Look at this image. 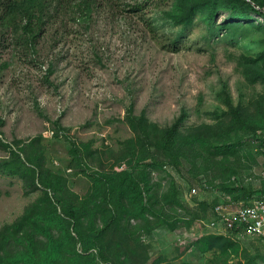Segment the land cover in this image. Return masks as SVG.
<instances>
[{"label": "rangeland", "instance_id": "374dc122", "mask_svg": "<svg viewBox=\"0 0 264 264\" xmlns=\"http://www.w3.org/2000/svg\"><path fill=\"white\" fill-rule=\"evenodd\" d=\"M54 1L37 41L20 26L0 35V161L30 155L65 185L56 254L37 249V264H264L263 237L213 227L217 202L262 182L264 16L214 0L177 22L181 0H92L82 19L75 0ZM138 119L154 129L148 142ZM175 124L193 140L172 154L156 142ZM124 171L138 196L110 204L92 177ZM38 202L48 206L31 173L0 172V233Z\"/></svg>", "mask_w": 264, "mask_h": 264}, {"label": "trees", "instance_id": "16d2710c", "mask_svg": "<svg viewBox=\"0 0 264 264\" xmlns=\"http://www.w3.org/2000/svg\"><path fill=\"white\" fill-rule=\"evenodd\" d=\"M213 1L214 0H181L180 8L182 12L178 15L168 14L175 18L177 22H188L191 20L196 9L203 6H212ZM217 1L221 2L228 8L236 7V9L238 7L237 3L242 2L249 8L254 9L264 16V10L261 9L264 7V0ZM91 3L93 4L92 0H75L70 4V6H73L70 10L74 16H81L82 19L83 16H88L90 19V12L93 11L92 6L95 5H92ZM54 4V0H0V35L4 29L10 27V25L14 26L15 30L20 26L23 31L25 30L30 35L33 41H37V38L40 36H38L37 31L41 29L40 26L46 25L47 21L50 20L49 6ZM61 5H63L62 2H60V6ZM62 9L58 10L55 15L66 12ZM237 14L243 17H248L249 15L247 11H239ZM56 23L57 21H54V25ZM135 121L139 126L137 138H141L144 142H148L151 138V132H153L154 129L151 125H147L139 119ZM158 134L159 140L158 143L156 142V145L170 150L172 154L178 138L185 136V139L193 140V133L187 136L180 135L176 124L166 130H162ZM14 153L16 155L0 161V172L4 174L31 173L33 181L36 179L40 185L44 186L46 203H48V206L42 207L39 202L35 203L32 207L26 209L20 219L11 225H8L6 230L0 233V264H37L34 255L37 249L40 251V257H43L46 261L53 259L56 254L55 250L57 249V244L52 242L49 237L52 235V223L55 224V219L59 217L65 220V217L57 212L59 205L63 202L64 196L60 192L63 191L65 185L60 176L55 175L54 173H51V175L45 174V171H43L44 166L30 155H28L27 158H23L22 154L19 152L14 151ZM179 157V152L173 155L172 160L174 163L175 159H179ZM116 175L120 178L119 182L116 181L113 174L96 172L92 177V181L94 185L102 187L101 192L103 200L106 202L110 204L115 203V200H113L114 194L119 191V201L126 196L130 198L129 202L131 205H134L132 197H134V194L135 196H138V191L140 189L139 183H136L131 174L126 171ZM126 179L127 181H125ZM248 193L249 190H246L243 194L247 195ZM121 207L124 208L122 205ZM61 208V211L66 215V219L69 220V224H74V220L77 218V208L74 207L72 203L69 205L64 203L61 205ZM124 210H129V207ZM51 212H54V217H50L48 214ZM46 237H48V240H46ZM70 237V242L74 246L77 239L72 235H70ZM11 238L14 240L15 244L13 243L10 248Z\"/></svg>", "mask_w": 264, "mask_h": 264}, {"label": "built area", "instance_id": "2783aa9c", "mask_svg": "<svg viewBox=\"0 0 264 264\" xmlns=\"http://www.w3.org/2000/svg\"><path fill=\"white\" fill-rule=\"evenodd\" d=\"M252 140L261 158L262 182L247 195L228 196L217 202L213 206V227L231 235L249 234L264 238V129L258 131Z\"/></svg>", "mask_w": 264, "mask_h": 264}]
</instances>
